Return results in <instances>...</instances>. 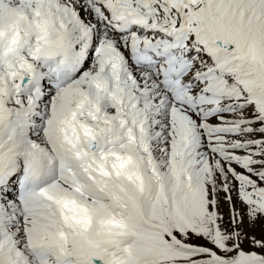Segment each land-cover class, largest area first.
<instances>
[{"label": "snow or ice", "instance_id": "1", "mask_svg": "<svg viewBox=\"0 0 264 264\" xmlns=\"http://www.w3.org/2000/svg\"><path fill=\"white\" fill-rule=\"evenodd\" d=\"M0 264H264V0H0Z\"/></svg>", "mask_w": 264, "mask_h": 264}]
</instances>
